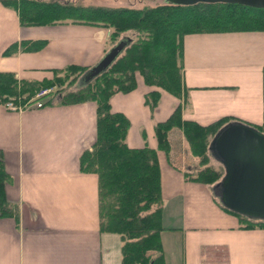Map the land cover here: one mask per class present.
Here are the masks:
<instances>
[{
    "label": "crops",
    "instance_id": "obj_1",
    "mask_svg": "<svg viewBox=\"0 0 264 264\" xmlns=\"http://www.w3.org/2000/svg\"><path fill=\"white\" fill-rule=\"evenodd\" d=\"M108 36L107 29L85 24L23 27L16 11L0 3V72L40 82L55 69L89 68L110 47ZM34 40L46 43L38 51L3 54ZM183 48L184 120L264 123V31L189 34ZM148 90L138 76L134 90L110 100L111 110L129 121L131 148H155L154 124L178 102L162 91L150 109ZM95 120L89 101L20 111L0 105V151L12 179L5 193L18 206L16 219H0V264H120V238L99 230L97 176L79 166L95 139ZM179 136L182 153L173 151L171 164L158 153L165 264H264V229L242 228L218 203L217 187L185 179L194 164Z\"/></svg>",
    "mask_w": 264,
    "mask_h": 264
},
{
    "label": "trees",
    "instance_id": "obj_2",
    "mask_svg": "<svg viewBox=\"0 0 264 264\" xmlns=\"http://www.w3.org/2000/svg\"><path fill=\"white\" fill-rule=\"evenodd\" d=\"M0 3L16 11L23 27L85 24L107 29L111 46L122 38L130 40L115 61L87 83L80 78L88 67L76 65L55 69L51 79L40 82L17 80L12 73L0 72V105L7 101L23 105L41 87L63 89L77 83L76 89L57 97L56 103L95 104V139L91 148L81 154L79 166L80 171L94 173L98 179L99 230L120 238V264H165L160 241L166 228L162 225L158 153L162 152L171 164L172 136L181 134L194 164L191 171L184 173L185 179L216 186L223 171L210 164L208 147L216 132L234 121L224 117L199 125L182 118L186 102L182 82L184 37L197 33L264 31V9L229 3L185 6L164 1L113 7L82 5L76 0H0ZM45 43L21 41L7 47L3 54L38 51ZM138 76L149 88L144 97L150 109L157 105L162 91L178 100L169 116L154 124L155 148L146 144L129 147L126 144L129 121L110 107L113 95L136 88ZM251 126L264 134V123ZM5 167L0 151V219H16L17 203L5 193V186L12 180ZM223 209L236 215L242 228L264 229V220Z\"/></svg>",
    "mask_w": 264,
    "mask_h": 264
},
{
    "label": "water",
    "instance_id": "obj_3",
    "mask_svg": "<svg viewBox=\"0 0 264 264\" xmlns=\"http://www.w3.org/2000/svg\"><path fill=\"white\" fill-rule=\"evenodd\" d=\"M175 5L197 3L240 4L264 9V0H164ZM130 42L122 38L82 76L87 83L104 72ZM211 155L222 165L224 174L218 183L221 205L242 216L264 220V134L239 122L220 128L209 144Z\"/></svg>",
    "mask_w": 264,
    "mask_h": 264
},
{
    "label": "rangeland",
    "instance_id": "obj_4",
    "mask_svg": "<svg viewBox=\"0 0 264 264\" xmlns=\"http://www.w3.org/2000/svg\"><path fill=\"white\" fill-rule=\"evenodd\" d=\"M77 3L79 4H82V5H100V6H138V5H142L143 3H154V2H162V0H143V2H140V0H76ZM108 46H110L108 48V50L111 48V44L109 42ZM77 84V83H76ZM76 84L74 83L73 85L71 86H66L64 87L63 89H59V87H55L54 89V94L52 97H50V99L52 98V100H49V102L51 101H54L57 97H59L60 95H62V93L64 94L65 92H69L71 90H74L76 89ZM174 135V134H173ZM177 137L174 136L173 140H174V145H173V148L174 150L173 151H178L179 149V152L178 154H181L182 153V149H181V145L182 143L180 144V136L177 134L176 135ZM173 151L171 152V155H173ZM210 164L215 167V168H221L220 165L212 158H210Z\"/></svg>",
    "mask_w": 264,
    "mask_h": 264
},
{
    "label": "built area",
    "instance_id": "obj_5",
    "mask_svg": "<svg viewBox=\"0 0 264 264\" xmlns=\"http://www.w3.org/2000/svg\"><path fill=\"white\" fill-rule=\"evenodd\" d=\"M50 91H51V89H47V88H42L39 91H37L36 94H35V98L37 100L33 103V105L37 106V107L41 106L42 103H43L42 98L45 95H47ZM6 107H8L10 109H15V107L11 103H7Z\"/></svg>",
    "mask_w": 264,
    "mask_h": 264
}]
</instances>
